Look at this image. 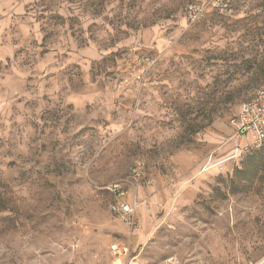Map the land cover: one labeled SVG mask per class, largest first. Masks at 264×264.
Here are the masks:
<instances>
[{"label":"rangeland","instance_id":"1","mask_svg":"<svg viewBox=\"0 0 264 264\" xmlns=\"http://www.w3.org/2000/svg\"><path fill=\"white\" fill-rule=\"evenodd\" d=\"M263 86L264 0H0V264L260 263L230 120ZM137 166L132 234L103 187Z\"/></svg>","mask_w":264,"mask_h":264},{"label":"built area","instance_id":"2","mask_svg":"<svg viewBox=\"0 0 264 264\" xmlns=\"http://www.w3.org/2000/svg\"><path fill=\"white\" fill-rule=\"evenodd\" d=\"M186 13L189 19L196 17L195 8L191 5L187 7ZM230 125L235 139L251 141L252 145L261 144L264 141V86L251 99L239 106L237 113L230 120ZM235 153L236 155L241 154L239 147L235 149ZM141 175L142 170L139 166L132 167L125 179L109 183L103 187L104 191L113 198V202L108 206L110 214L118 222L125 225L132 234L139 228L136 218L138 201L135 196H132L130 201H126V187H131L134 190V184L141 178ZM110 248L113 256L116 257V263L120 264L122 257H128L129 246L112 244ZM168 262L176 264L173 259Z\"/></svg>","mask_w":264,"mask_h":264},{"label":"trees","instance_id":"3","mask_svg":"<svg viewBox=\"0 0 264 264\" xmlns=\"http://www.w3.org/2000/svg\"><path fill=\"white\" fill-rule=\"evenodd\" d=\"M264 143V141L262 142ZM243 168L237 171L239 180L250 182L264 170V158L256 156L255 153L246 154Z\"/></svg>","mask_w":264,"mask_h":264},{"label":"bare ground","instance_id":"4","mask_svg":"<svg viewBox=\"0 0 264 264\" xmlns=\"http://www.w3.org/2000/svg\"><path fill=\"white\" fill-rule=\"evenodd\" d=\"M263 262H264V259L260 263H258V264H263Z\"/></svg>","mask_w":264,"mask_h":264},{"label":"crops","instance_id":"5","mask_svg":"<svg viewBox=\"0 0 264 264\" xmlns=\"http://www.w3.org/2000/svg\"><path fill=\"white\" fill-rule=\"evenodd\" d=\"M264 263V262H263ZM117 264H119V263H117ZM120 264H121V262H120Z\"/></svg>","mask_w":264,"mask_h":264}]
</instances>
